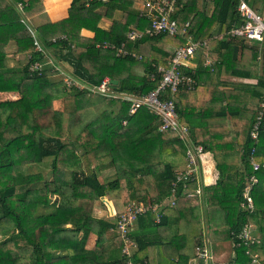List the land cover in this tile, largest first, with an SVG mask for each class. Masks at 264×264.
Masks as SVG:
<instances>
[{"label": "trees", "instance_id": "trees-1", "mask_svg": "<svg viewBox=\"0 0 264 264\" xmlns=\"http://www.w3.org/2000/svg\"><path fill=\"white\" fill-rule=\"evenodd\" d=\"M142 2L71 0L68 16L53 23L42 0H0V264H123L116 215H93L95 202L104 200L162 205L158 223L154 214L135 222L134 261L203 264L195 248L206 235L213 246L231 245L224 264H264V118L257 140L250 137L264 93V43L217 41L241 24L235 0H178L175 13L179 26L189 23L194 40L213 44L208 53L214 69L204 66L206 56L198 52L193 69L184 70L196 81L194 89L163 95L173 100L192 141L212 156L217 179L204 187L202 201L183 195L181 185L172 193L178 168L164 158L185 154L174 132L160 131L145 107L129 115L127 102L67 86L35 49L34 34L79 82L95 86L108 78L118 81L117 92L148 94L158 86V68L168 66L173 48L185 45L186 37L127 40L130 28L150 24L140 16ZM18 3L24 4L21 13ZM249 4L264 17V0ZM116 11L120 20H114ZM102 19L111 21L107 29L99 26ZM83 29L93 36H83ZM104 44H124L140 59L117 56ZM18 56L26 57L24 63ZM34 62L44 65L40 72L29 71ZM44 165L49 177L40 169ZM107 169L115 176L101 180ZM252 176L257 183L249 211L241 204ZM244 225L259 243L237 245L233 235Z\"/></svg>", "mask_w": 264, "mask_h": 264}, {"label": "built area", "instance_id": "built-area-1", "mask_svg": "<svg viewBox=\"0 0 264 264\" xmlns=\"http://www.w3.org/2000/svg\"><path fill=\"white\" fill-rule=\"evenodd\" d=\"M105 1V0H102ZM178 0H143L139 5L140 16L149 21V26L144 30H138L130 28L127 33V40L136 41L143 35L157 36L160 34H168L170 36H185L186 44L173 48V56L168 62L166 68L159 67L158 72L161 74L158 86L155 90H152L145 95L128 94L123 92H117L113 89V84L108 78H104L102 82L95 86H89L79 82L73 76L68 74L63 68L54 62L51 56L46 54V50L43 48L41 42L37 40L34 34V45L38 52L44 54V59L48 65L54 66L63 75V79L67 86H73L78 89H86L94 94H99L112 99H119L121 101L129 103V115L134 114L140 107H145L152 113L159 123V130H169L174 132L178 139L184 144L185 165L182 169H177L174 174V181L172 182V193H177L179 185L183 188V195L186 197L197 196L203 199V189L208 186L210 182L206 177L205 171V158L206 151L202 145L196 144L190 137L189 129L186 125L182 124L179 116L176 112V107L171 99L163 98L166 93L174 94L179 89L192 90L196 86V81L187 75L184 70L192 68L193 60L196 58L198 52L205 54L204 66L210 69H214L215 62L210 57L208 50L210 48V42L196 41L192 34L188 32L189 23L185 26H179L175 13L178 9ZM236 11L240 17L241 24L231 28L225 36L220 35L218 40L226 38H244L250 44H262L264 43V17L257 15L250 7L249 0H235ZM24 8L23 3L17 4V9L22 11ZM60 39H64L61 37ZM54 41V40H53ZM104 47L115 49L117 56H132L140 59V56L130 54L124 48V44L117 47L113 45L104 44ZM44 65L39 62H34L29 66L30 72H40ZM153 78V76H151ZM264 118V93L262 94L259 102V109L256 119L252 125L250 131V137L252 140H257L259 127L262 119ZM250 165L254 171L259 169V164L250 160ZM257 183L255 176L250 177L243 191V199L245 200L241 206L249 211H253V202L250 197V190L252 186ZM191 185L195 187L192 188ZM147 214L155 215V223L160 221L163 214L162 205L158 202L151 203H130L124 205V209L121 212H115L111 215H116L117 224L115 231L122 241V255L125 258L123 264H144V262L134 261L133 254L137 249V243L131 236L135 228V222L139 217ZM234 234V233H231ZM234 240L242 244L259 243V240L254 234V230L249 225H244L240 231L233 235ZM195 257L198 260H202L205 264L211 263V242L207 236L204 235L202 244H199L195 248ZM257 261V255L254 256L253 262Z\"/></svg>", "mask_w": 264, "mask_h": 264}, {"label": "rangeland", "instance_id": "rangeland-1", "mask_svg": "<svg viewBox=\"0 0 264 264\" xmlns=\"http://www.w3.org/2000/svg\"><path fill=\"white\" fill-rule=\"evenodd\" d=\"M16 8H17V5H16ZM18 11H19V13H21V11L19 9H18ZM217 41H219V40H217ZM209 46H210V48H212L213 44L211 45V42H210ZM25 58L26 57L23 56V58H20L19 60L22 63H24V60H26ZM62 68H63L62 70H65L64 67H62ZM222 79L227 80V81L238 80V79H232L231 77H223ZM209 156L211 159L208 157V154L206 153L205 166H204L205 171H206V177L210 174V172H212V170H210V167H208V166L210 165L211 162L213 163V161H212L213 159H212V156L210 153H209ZM164 159L167 163H169L173 166H176L178 169L184 168L185 160H184V157L181 155L165 156ZM208 160H209V163H208ZM46 168H47L46 165L40 167L41 170H44V172H46L45 173L46 176L49 177L50 175H49V173H47ZM114 176H115V174L111 169L103 170V172H100V174H99L100 179L104 180V181L111 180ZM104 202H105V200H104ZM112 202L115 203L114 206L111 205L108 201H106L108 210L104 209V207H101L103 205V201L102 202H100V201L95 202L94 208H93V215L96 217H99V216H102L105 214L111 215V214H114L115 212L116 213L121 212L124 209V205L122 204L121 201L116 200V201H112ZM203 231L207 232L206 224H204ZM230 251H231V245L229 243H226L223 245H217V246H213L211 243L212 260H210L211 263H209V264H224L228 259V256H229L228 254L230 253ZM194 263H196V261H194ZM203 264H205V263L203 262Z\"/></svg>", "mask_w": 264, "mask_h": 264}, {"label": "crops", "instance_id": "crops-1", "mask_svg": "<svg viewBox=\"0 0 264 264\" xmlns=\"http://www.w3.org/2000/svg\"><path fill=\"white\" fill-rule=\"evenodd\" d=\"M42 3H43L44 9L47 13L49 20L51 22L55 23V22H58L60 20L65 19L68 16V8L70 6L71 0H42ZM121 18H122V12L116 11V13L114 15V20H120ZM110 24H111V21L109 19H102L99 26L103 29H107L110 26ZM81 34L83 36H86V37H92L93 36V33H91L90 31H87L85 29H83L81 31ZM20 58H21V56L17 57V59H20ZM196 59H197V57L193 60L192 68H190V69H193L194 64L196 62ZM64 69L68 74L73 76L71 73V70L69 71V69H67L65 67H64ZM232 79H234V78H232ZM207 154H208V157L210 158L208 152H207ZM208 163H209V160H208ZM208 167H210V170H212V172H210V174L207 176V179L210 182V184H213V183H215V181L217 179V171L215 170L214 162L213 163L211 162ZM108 202L113 206L115 204L112 201H108ZM101 207H104V209L108 210L106 201L105 202L103 201V205ZM106 216H108V215L105 214V215L99 216L98 218H104Z\"/></svg>", "mask_w": 264, "mask_h": 264}, {"label": "water", "instance_id": "water-1", "mask_svg": "<svg viewBox=\"0 0 264 264\" xmlns=\"http://www.w3.org/2000/svg\"><path fill=\"white\" fill-rule=\"evenodd\" d=\"M111 83H112L113 85H117V84H118V81H117V80H111Z\"/></svg>", "mask_w": 264, "mask_h": 264}]
</instances>
